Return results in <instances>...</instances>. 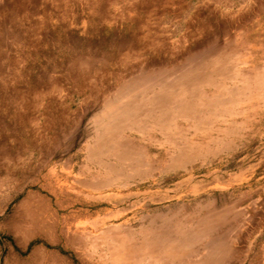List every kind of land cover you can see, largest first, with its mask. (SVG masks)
I'll return each instance as SVG.
<instances>
[{
  "label": "rangeland",
  "instance_id": "374dc122",
  "mask_svg": "<svg viewBox=\"0 0 264 264\" xmlns=\"http://www.w3.org/2000/svg\"><path fill=\"white\" fill-rule=\"evenodd\" d=\"M0 264H264V0H0Z\"/></svg>",
  "mask_w": 264,
  "mask_h": 264
}]
</instances>
